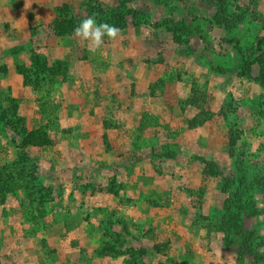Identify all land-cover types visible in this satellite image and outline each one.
Segmentation results:
<instances>
[{
    "label": "rangeland",
    "instance_id": "374dc122",
    "mask_svg": "<svg viewBox=\"0 0 264 264\" xmlns=\"http://www.w3.org/2000/svg\"><path fill=\"white\" fill-rule=\"evenodd\" d=\"M260 39L264 0H0V264H264Z\"/></svg>",
    "mask_w": 264,
    "mask_h": 264
},
{
    "label": "clouds",
    "instance_id": "9594fccd",
    "mask_svg": "<svg viewBox=\"0 0 264 264\" xmlns=\"http://www.w3.org/2000/svg\"><path fill=\"white\" fill-rule=\"evenodd\" d=\"M75 37L86 41L90 51H97L108 40H116L121 35V29L108 22H98L96 17L88 16L84 18L78 26L74 28Z\"/></svg>",
    "mask_w": 264,
    "mask_h": 264
},
{
    "label": "trees",
    "instance_id": "16d2710c",
    "mask_svg": "<svg viewBox=\"0 0 264 264\" xmlns=\"http://www.w3.org/2000/svg\"><path fill=\"white\" fill-rule=\"evenodd\" d=\"M262 44H264V39H260L258 41V43H257V51L259 52V56L257 57V60H259V62H260L261 65L264 64V63H262V62H264V53H262ZM235 49L239 53H241L237 43H235ZM244 65L246 67L249 66L247 61L244 62ZM247 71H248V67H247ZM247 71L244 70L242 72V75L241 76H246L247 75ZM259 82H260V85L262 87H264V70H262V73H261L260 78H259Z\"/></svg>",
    "mask_w": 264,
    "mask_h": 264
}]
</instances>
